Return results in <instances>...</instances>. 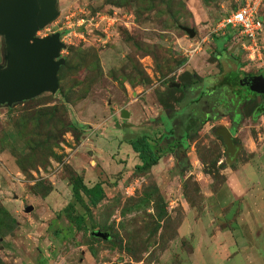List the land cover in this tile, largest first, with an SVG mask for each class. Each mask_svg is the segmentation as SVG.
Listing matches in <instances>:
<instances>
[{
  "label": "rangeland",
  "instance_id": "rangeland-1",
  "mask_svg": "<svg viewBox=\"0 0 264 264\" xmlns=\"http://www.w3.org/2000/svg\"><path fill=\"white\" fill-rule=\"evenodd\" d=\"M158 1L141 16L132 0H58V18L38 32L41 38L62 33L66 62L56 94L0 108V204L8 213L1 217L13 227L7 237L0 233L4 264L215 263L207 258L253 263L245 252L237 253L240 244L232 245L230 262H221L227 257L213 234L229 230L238 242L246 209L249 222L256 207L264 216L259 100L240 106L234 137L242 149L231 165L215 134L230 127L228 118L210 120L188 140L180 158L165 155L142 175L135 172L140 159L130 141L161 138L165 128L154 125L155 118L170 107L179 110V99L195 84L215 87L231 71L264 73V32L261 53L252 55L243 47L247 42L224 27L248 0H177L176 23L167 4ZM261 8L264 16V2ZM181 27L194 29L196 36ZM225 37L219 50L217 38ZM3 45L0 37V63ZM194 78L195 84L183 87ZM171 82L181 87L174 91ZM124 110L132 118H124ZM25 142L42 151L33 155ZM75 172L89 186L104 184L106 195L97 207L87 210L74 200ZM155 188L162 202L145 194ZM69 204L85 216L81 228L67 218ZM94 231L108 232L110 239L95 237ZM255 234L249 242H255L264 263V225Z\"/></svg>",
  "mask_w": 264,
  "mask_h": 264
},
{
  "label": "water",
  "instance_id": "water-1",
  "mask_svg": "<svg viewBox=\"0 0 264 264\" xmlns=\"http://www.w3.org/2000/svg\"><path fill=\"white\" fill-rule=\"evenodd\" d=\"M60 14L58 0H0V37L4 39L3 63H0V108H12L45 93L59 91L58 74L66 59L61 55L66 45L62 33L41 38L37 34ZM190 38L192 28L182 27ZM251 91L264 95V74L254 77ZM169 87L180 88L179 83ZM129 118L127 110L122 112ZM223 141L228 164L239 156L242 146L235 143L232 131L219 127L215 133ZM33 207L27 208V212ZM95 237L110 239L108 232L94 231Z\"/></svg>",
  "mask_w": 264,
  "mask_h": 264
},
{
  "label": "trees",
  "instance_id": "trees-1",
  "mask_svg": "<svg viewBox=\"0 0 264 264\" xmlns=\"http://www.w3.org/2000/svg\"><path fill=\"white\" fill-rule=\"evenodd\" d=\"M123 0H119V3H121ZM137 4V7H139L140 12L139 15H144L151 7H154L155 3L158 0H132ZM162 2H165L167 4L166 11L168 12V15L170 18H174V22H177V10H174L173 7L179 1L177 0H159ZM158 1V2H159ZM113 2V0H112ZM117 2V1H115ZM120 5V4H119ZM230 28V27H228ZM182 29V27H181ZM231 29V28H230ZM218 40V49H222V45L225 44L227 41V37L225 38H217ZM185 60L181 61L180 64H183ZM65 66V64L63 65ZM62 68V67H61ZM60 68V69H61ZM60 72V70H59ZM239 72L233 73V75L230 77L232 79H236L238 77ZM185 77V76H184ZM58 79H59V87H60V80L61 78L59 77L58 74ZM196 80L195 78L192 79L188 85H183L184 88L187 86L190 87L191 85L195 84ZM232 83H235L233 81ZM223 84L225 85L224 82L219 83L217 87H215V91L219 92V94H224L221 88H224ZM182 87V88H183ZM174 91L177 90V88H173ZM188 97H184L182 99H179V110L173 109V107H170L168 111H170V120L172 121H179V128L177 132H174L173 128L169 126V122L163 117L161 121H159V124H163L162 128L164 127L166 130L169 131L170 134H174L176 137L183 133V137H177L175 138L172 142L167 140V135L162 134L161 138H159L156 142H154L151 138L148 136H141L136 140H131L130 145L132 146L133 150L138 154L139 159H140V164H138L135 167V172L142 175L146 173H150L152 168L157 166L160 162V160L168 154L174 155L177 158H180L182 154L185 153V151L189 147V139H194L197 136L198 131L201 129L200 125L196 124V120H191L192 117H189L187 112V109L184 107L188 102H184ZM187 107V106H186ZM11 110V108H9ZM263 114L264 113V107L260 108L259 112L257 114ZM185 117H189L188 119ZM240 122V121H239ZM160 127V125H159ZM76 128L73 126V129ZM236 129V128H235ZM234 129V131H235ZM233 131V132H234ZM26 146L30 149V152L34 155L36 152L41 150V148H38L34 145H28L27 142ZM42 151V150H41ZM70 184H71V189L73 193V198L74 200L81 204L83 208L90 210V207H97L105 198V190H104V184L102 182H96L93 186H89L86 182L84 177L81 174H78L77 172L73 173L70 178ZM154 190L151 192V189L145 191V194L147 192H150L151 194H147V196L151 195V198H154V194L158 196V202H162V196L160 194L159 189L155 188L152 189ZM44 195V194H43ZM86 199L88 202H86ZM144 199L147 200V197ZM143 199V201H145ZM65 212L67 214V218L71 223H73L77 228H81L85 222L86 218L84 215H78L75 212V206L74 204H69L67 208L65 209ZM6 215L8 216V213L5 212V209L3 206L0 204V233L3 235V237H7L8 235L11 234L13 231V227L9 226L4 219H2L1 215ZM0 258V264H4Z\"/></svg>",
  "mask_w": 264,
  "mask_h": 264
},
{
  "label": "flooded vegetation",
  "instance_id": "flooded-vegetation-1",
  "mask_svg": "<svg viewBox=\"0 0 264 264\" xmlns=\"http://www.w3.org/2000/svg\"><path fill=\"white\" fill-rule=\"evenodd\" d=\"M223 55V53L220 54V56L217 55V58ZM236 72L239 71H231L224 74L223 78L219 81V83H225V85L223 84L224 88H221L224 94H219V92L215 91V87H217L219 83H217L215 87L212 86L213 84L210 85V87H207V85L195 84L192 88L186 90L188 98L184 102L188 103H185L186 105L184 107L187 109V112H189V117H192L190 121L196 120V124L202 127L210 120L228 118L230 125L229 129L234 134L233 131L238 127L240 123L239 121H241L242 118L240 113L242 102L259 100V109L264 107V95L255 93L250 89L254 84V77L260 76L264 73L259 72L257 74H248L242 72L238 74L236 79L231 80L230 77ZM233 81H235V83H232ZM163 117L169 122V126L173 128L174 132H177L179 121L170 120V111H168L167 114H161L158 119L155 118L154 125H160L162 128L164 123L159 124V121H161ZM163 134H166L168 138L167 140L171 142L177 137L184 136V134L181 133L176 137L174 134H170L166 129H164Z\"/></svg>",
  "mask_w": 264,
  "mask_h": 264
},
{
  "label": "crops",
  "instance_id": "crops-1",
  "mask_svg": "<svg viewBox=\"0 0 264 264\" xmlns=\"http://www.w3.org/2000/svg\"><path fill=\"white\" fill-rule=\"evenodd\" d=\"M262 18L264 20V16H262ZM129 113H130V117L129 118H132L131 112H129ZM232 181H234V180H232ZM237 183L239 184V182H237ZM259 187L262 189V191L264 190V188H263L264 186L259 185ZM247 211L248 210L246 209V212ZM246 212H244L240 216L241 217L240 218L241 220H240V222H239L238 225H239V230L242 233L240 231H236L237 232V236H238V242L237 241H234V235L229 230L227 232H224V230H221L219 232V234H217V235H214L213 234V240L216 239V242L222 241V244H221L222 249H221V252L220 253H222V256L227 257V260H226V258H223V259L221 258V262H223V263H225L226 261L227 262H230L233 259L234 251H231V248L233 247L232 245L238 246L240 244L238 246V250L239 251L237 253H243V252H245L244 254L247 257L246 258L247 259V262L249 261L250 263H252V260H253V263L252 264H264L263 261H260L261 258L259 257V249L257 248V246H254L255 245V242H251V241L249 242V240H251V239H249V235L251 236V238L253 236V239L255 241V239L258 237L255 234V231L260 226H263L264 225V216L262 215L263 214V211L262 210H259L257 207L255 208V216H253V218H252L253 222H249V220H251V215H250V218L248 219L247 216H246ZM252 212H253V209H252ZM209 240H210V238H209ZM239 247H240L241 250L239 249ZM215 250H217V254H218L219 253L218 249H215ZM213 253H216V252H213ZM217 256H219V255H217ZM207 259L209 261L211 260L212 263L215 262L214 264H219V261L217 260V258H215L213 260H212V258H207Z\"/></svg>",
  "mask_w": 264,
  "mask_h": 264
},
{
  "label": "built area",
  "instance_id": "built-area-1",
  "mask_svg": "<svg viewBox=\"0 0 264 264\" xmlns=\"http://www.w3.org/2000/svg\"><path fill=\"white\" fill-rule=\"evenodd\" d=\"M264 0H248L232 16L224 20V27H230L236 34L244 39L247 44H243L244 49L261 53L259 38L264 32V20L260 15ZM253 59V58H252Z\"/></svg>",
  "mask_w": 264,
  "mask_h": 264
}]
</instances>
